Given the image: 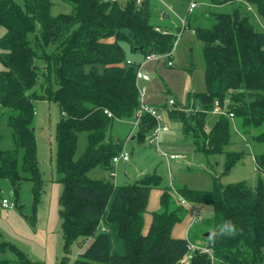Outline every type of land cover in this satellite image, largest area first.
I'll list each match as a JSON object with an SVG mask.
<instances>
[{
  "label": "trees",
  "instance_id": "1",
  "mask_svg": "<svg viewBox=\"0 0 264 264\" xmlns=\"http://www.w3.org/2000/svg\"><path fill=\"white\" fill-rule=\"evenodd\" d=\"M64 1L72 10L54 14L53 0H0V107L17 145L0 149V176L11 179L15 193L23 179L30 180L34 200H39L43 179L33 126L35 103L56 102L61 111L56 140L65 247L82 237V251L72 264H264V150L255 155L262 175L253 187L215 179L211 189L196 190L163 186L155 173L123 184L89 175L95 167H115L113 157L125 141L112 134V127L116 119L136 118L139 64L147 55L171 51L179 28L169 30L151 21L152 0ZM200 1L207 8L189 12L185 28H192L203 43L206 90L187 92L190 110L174 107L167 117L181 123L196 150L223 152L231 142L229 117L219 115L206 127V116L218 100L243 126H263L253 139L264 143V30L249 10L255 8L264 18V0ZM128 49L139 58H130ZM164 93L173 96L167 87ZM176 98L177 105L183 104ZM167 99L158 107L165 109ZM155 126L154 117L143 115L136 138L144 140ZM84 130L88 144L76 159L78 133ZM242 155L228 152L226 170ZM156 188L162 189L160 207L149 211L150 193ZM174 191L188 202L212 207V215L200 221L202 234L209 233L210 239L201 246L209 251H191L190 229L186 237L173 235L183 209ZM7 247L17 257L0 259V264H43L9 241L0 243L1 251ZM67 261L64 257L62 264Z\"/></svg>",
  "mask_w": 264,
  "mask_h": 264
},
{
  "label": "rangeland",
  "instance_id": "2",
  "mask_svg": "<svg viewBox=\"0 0 264 264\" xmlns=\"http://www.w3.org/2000/svg\"><path fill=\"white\" fill-rule=\"evenodd\" d=\"M191 1L152 0L153 11L150 19L154 24H159L169 30H178L179 28L173 69L180 71L177 80L185 81V92L191 90L202 92L206 90L203 43L192 28L186 27L182 33L180 32L181 19L187 17ZM193 1L198 4L193 13H199L208 6V4L201 3L200 0ZM238 2L244 4L246 0ZM53 3L54 14L72 10L71 4L64 0H53ZM225 8L228 9L229 6ZM249 10L252 11L255 22L264 30V18L258 15L255 8H249ZM127 53L133 57H139L138 53L129 49ZM218 116L214 111L208 112L206 116L208 129L214 125ZM164 117L170 130L160 134L158 143H150L151 133H148L144 140L137 138L126 140L125 136L128 131H125L123 126L129 122L133 127V120L116 119L112 134L125 141V147L130 153V161H120L114 164L115 167L110 170L95 167L90 170L89 175L92 178L123 184L134 182V175L140 170H145L147 174L159 175L163 186L172 187L173 184L178 188L185 185L196 190L211 189L215 179L223 184L242 181L252 187L256 185L262 173L256 170L255 155L264 150V143L255 141L253 135L260 132L263 126H243L240 117L228 116L231 142L224 147L223 152L205 154L195 149L192 137L182 132L180 122L169 119L166 113H164ZM60 118L61 111L58 103L49 101L35 103L33 126L37 139L39 170L43 179V189L39 200H34L30 180L23 179L18 192L15 193L11 179L0 176V243L9 241L30 258L41 261L43 264H62L64 257H68L66 264H72L82 251V247L78 243L82 237L75 239L67 248L65 247L61 215L64 208L61 202L64 185L57 171L56 126ZM135 129L137 130L136 127ZM87 144L88 132L80 131L74 155L76 159L84 154ZM16 147L14 130L7 122L4 109L0 107V149L8 150ZM18 149L19 166L21 167L24 148ZM232 151L242 152L243 155L235 165L226 170L227 153ZM164 153L184 154L185 157L168 160ZM174 192L176 202L183 206L180 222L184 223L186 219L189 220V215L190 217L192 215V207L200 211V221L212 215L210 205L199 202H189L183 205L178 200V193ZM3 198L16 202L17 206L4 207L1 204ZM150 202L153 207V199ZM200 221L189 226V236L193 243L207 245L210 239L207 235L202 234L204 226ZM16 257L17 254L11 247H7L4 252L0 250V259H15ZM213 264H219V262L214 261Z\"/></svg>",
  "mask_w": 264,
  "mask_h": 264
},
{
  "label": "built area",
  "instance_id": "3",
  "mask_svg": "<svg viewBox=\"0 0 264 264\" xmlns=\"http://www.w3.org/2000/svg\"><path fill=\"white\" fill-rule=\"evenodd\" d=\"M197 6L198 4L192 0L190 3L189 12H191ZM181 24H182V31H183L186 25V17L181 19ZM157 29L160 30L159 27H157ZM163 33H168V30L166 29L163 30ZM174 51H175V46L173 49H171V51L164 53V54L153 53V54L147 55L140 62L138 70L136 72V84H137L138 91H139V107L136 111V118L134 122L137 126L141 117L145 114H149L152 117H154V119L156 120V126L150 134V138H149L150 143H154V142L158 143L160 139V134L164 131L170 130L169 125L165 122L164 113L171 111L174 107H181L185 111L190 110V106L188 107L186 104H181L180 106L177 105L175 98L172 96H170L167 99L165 109H162L161 107L151 104L148 100V93H149L148 82L151 80V75L143 70V66L147 62H150V61H165V60L167 61V64L169 66H172L174 64V61L173 59L169 57L174 55ZM132 63H133L132 60H127V64H132ZM228 104H229V100L227 99L225 100V106H227ZM199 105H200L199 103H195L196 108H198ZM213 111L216 112L218 115H227L232 118L234 117V114L232 112H228L226 108L223 107L220 101L218 100L215 101V106H214ZM108 115L111 116V113L108 112ZM164 155L166 156L168 160L183 157V155L177 154V153H171V154L164 153ZM129 159H130V153L124 146L122 151L118 155L113 157V162L114 164H117L120 161H128ZM177 195H178V200H180L183 205H186L187 203H189L182 196H179V194ZM1 204L4 207H15V202L14 201L11 202L7 198H3ZM191 212H192V219H191L190 225H193L200 221L201 213L199 210L193 207L191 209ZM190 249L192 252L195 249H200L202 251H209V249L201 245H196L194 243L190 244ZM189 257H191V254L189 255Z\"/></svg>",
  "mask_w": 264,
  "mask_h": 264
},
{
  "label": "crops",
  "instance_id": "4",
  "mask_svg": "<svg viewBox=\"0 0 264 264\" xmlns=\"http://www.w3.org/2000/svg\"><path fill=\"white\" fill-rule=\"evenodd\" d=\"M130 58L138 59L139 57L131 56ZM173 68H174V64L172 65V67H168L165 65L163 61H150V62H147L143 66V70L151 75V80L148 82V86H149L148 100L151 104L159 106L158 104L166 101L165 98L167 99L168 97L172 96V95H168L165 97L164 92H165L166 87L170 89L171 93H173L172 97L175 98L176 96L177 97L176 99H178L180 103L183 102V104H186V95H187V92H185L186 83L184 80L183 82L177 80V76L180 75V71L173 69ZM162 81L164 83H162ZM164 84H166V87ZM191 91H195V90H191ZM133 123H134L133 127H131V124L129 122L125 123L123 126L124 130L128 131L125 136L126 140L136 139L137 130L135 129V127L137 128V126L134 121ZM181 155H183L182 158L185 157L184 154H181ZM129 161L130 159L125 162H129ZM146 174L147 172L145 170L138 171L137 174L134 175L135 181L140 179ZM172 187H174L173 184H172ZM151 193H150V198H149L148 210L154 211V210L159 209L160 207V196L162 193V189H157V188L152 189ZM151 199H153V204H154L153 207H151V202H150ZM191 218H192V215L191 217L189 215V220L186 219L184 223L182 222L177 223L173 229V235L176 237H186L187 236L186 233H188V228L190 226ZM149 219H150V215L148 214L147 215L148 223H149Z\"/></svg>",
  "mask_w": 264,
  "mask_h": 264
},
{
  "label": "water",
  "instance_id": "5",
  "mask_svg": "<svg viewBox=\"0 0 264 264\" xmlns=\"http://www.w3.org/2000/svg\"><path fill=\"white\" fill-rule=\"evenodd\" d=\"M166 16V15H165ZM206 235L208 236L209 235V233H206Z\"/></svg>",
  "mask_w": 264,
  "mask_h": 264
}]
</instances>
